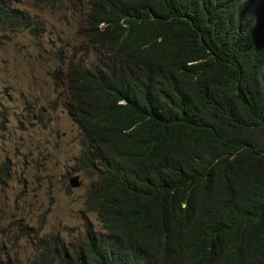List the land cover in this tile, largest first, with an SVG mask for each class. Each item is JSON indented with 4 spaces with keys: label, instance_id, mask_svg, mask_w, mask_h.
Instances as JSON below:
<instances>
[{
    "label": "trees",
    "instance_id": "1",
    "mask_svg": "<svg viewBox=\"0 0 264 264\" xmlns=\"http://www.w3.org/2000/svg\"><path fill=\"white\" fill-rule=\"evenodd\" d=\"M19 1L0 29L38 36ZM27 1L82 15L63 108L98 223L28 264H264V0Z\"/></svg>",
    "mask_w": 264,
    "mask_h": 264
},
{
    "label": "rangeland",
    "instance_id": "2",
    "mask_svg": "<svg viewBox=\"0 0 264 264\" xmlns=\"http://www.w3.org/2000/svg\"><path fill=\"white\" fill-rule=\"evenodd\" d=\"M15 6L35 14L42 30L0 29V264H28L43 240L75 241L98 228L85 210L86 180L72 170L79 131L63 108L61 70L82 54V15L72 6ZM73 174L77 186L68 184Z\"/></svg>",
    "mask_w": 264,
    "mask_h": 264
},
{
    "label": "water",
    "instance_id": "3",
    "mask_svg": "<svg viewBox=\"0 0 264 264\" xmlns=\"http://www.w3.org/2000/svg\"><path fill=\"white\" fill-rule=\"evenodd\" d=\"M68 182L71 186H77L78 181H77V176H71L68 178Z\"/></svg>",
    "mask_w": 264,
    "mask_h": 264
},
{
    "label": "clouds",
    "instance_id": "4",
    "mask_svg": "<svg viewBox=\"0 0 264 264\" xmlns=\"http://www.w3.org/2000/svg\"><path fill=\"white\" fill-rule=\"evenodd\" d=\"M71 176H77V181H78V184H79V180H78V175L77 174H73V175H71ZM71 176H69V177H71ZM68 184H69V182H68ZM70 185V184H69ZM51 240V239H50ZM43 241H45V240H43ZM42 241V242H43Z\"/></svg>",
    "mask_w": 264,
    "mask_h": 264
}]
</instances>
